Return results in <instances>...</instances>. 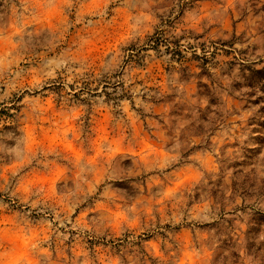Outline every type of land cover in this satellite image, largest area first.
<instances>
[{
	"label": "clouds",
	"instance_id": "1",
	"mask_svg": "<svg viewBox=\"0 0 264 264\" xmlns=\"http://www.w3.org/2000/svg\"><path fill=\"white\" fill-rule=\"evenodd\" d=\"M0 5V109L12 113L0 118V264H264V143L250 126L264 85L249 84L264 70V0ZM69 27L78 39L62 47ZM113 28L97 65L86 45ZM224 42L234 60L212 54ZM100 111L112 137L96 140ZM140 125L156 148H141ZM73 137L75 159L61 147ZM58 165L52 188L31 179Z\"/></svg>",
	"mask_w": 264,
	"mask_h": 264
},
{
	"label": "rangeland",
	"instance_id": "2",
	"mask_svg": "<svg viewBox=\"0 0 264 264\" xmlns=\"http://www.w3.org/2000/svg\"><path fill=\"white\" fill-rule=\"evenodd\" d=\"M120 23H122V21ZM228 27L233 28V30H235L240 27V24L237 23L233 25L232 22L230 21ZM68 31L70 34L67 35L66 42L64 45H62V47H68L69 45L73 44V42L76 39H78L75 29L69 27ZM80 35H84V33H80ZM119 38H120V34L117 32L116 28L106 30L105 32H102L99 36L93 38L90 44L86 45L85 55L91 61H94L98 65L104 53L107 52L110 48L114 47L116 41ZM159 43L160 42L158 40V45ZM230 47L231 45L229 43L224 42L223 44L220 45V47L216 48L212 54L215 56L216 53H223L225 57L229 58L230 60H234V55L229 50ZM175 55L180 57V62L183 63L186 71L192 70L197 73L201 71V66H202L201 57L194 55L191 58L185 59L182 53H180V55L178 53H175ZM203 61H204V66H207V57H204ZM165 70H166L165 65L163 64L156 65L155 73L157 74V78H159V74L163 73ZM258 82L264 85V79H261L260 75L256 71H253L251 78L249 80V84L255 85ZM261 90H264V87H262ZM235 103L239 105L240 102L239 100H236ZM14 108L16 111L20 110L19 108H16L15 105ZM160 112H161V108L158 107L157 117L159 116ZM261 112L264 113V109H262ZM0 118L12 119L11 111L10 110L5 111L0 109ZM89 122H91V127L95 131L96 140H100L104 136H108L109 138L112 137V127L108 112L106 111L97 112L94 116L89 117ZM148 123H155V121H149ZM250 126L252 127L253 133L255 134L254 139L260 141L261 143H264V115H261ZM63 134L65 136L70 135L71 130L66 128L63 130ZM153 134L158 135V133H153ZM125 135H127V132H125ZM135 135L140 137V144L142 149L152 150L157 147V145L154 144L153 141L150 139V134L148 133L146 125L137 126L135 129ZM44 139L47 140L49 144H51L53 143V141L56 140V137L54 135H50V136H45ZM61 147L63 152L66 155L72 157L73 159L78 158L83 150V146L78 144L74 137L70 140L65 141L61 145ZM63 173H64L63 167L58 165L50 173L35 174L31 177V179L35 183L44 185L48 188H52L53 185L58 181V179L63 175ZM80 214L81 213L79 212L77 213V215ZM180 235H182L186 241H190L192 233L185 230ZM148 240L149 243H154L151 241V238H148ZM91 243L92 241H89V244ZM108 243H110L113 247H115L117 251H119L121 248V245L118 241H109ZM105 246L108 245L106 244ZM156 250H158V248Z\"/></svg>",
	"mask_w": 264,
	"mask_h": 264
},
{
	"label": "trees",
	"instance_id": "3",
	"mask_svg": "<svg viewBox=\"0 0 264 264\" xmlns=\"http://www.w3.org/2000/svg\"><path fill=\"white\" fill-rule=\"evenodd\" d=\"M157 45H158V40H156L154 42L153 47H156ZM176 53H178L180 55V52L179 51H176ZM256 72L260 75V78L261 79H264V70H260V71H256ZM105 87H107V86H105ZM57 91H59V89Z\"/></svg>",
	"mask_w": 264,
	"mask_h": 264
}]
</instances>
